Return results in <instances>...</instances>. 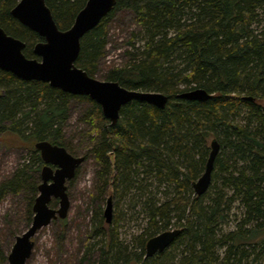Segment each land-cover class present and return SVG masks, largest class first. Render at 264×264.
Instances as JSON below:
<instances>
[{"label": "trees", "instance_id": "obj_1", "mask_svg": "<svg viewBox=\"0 0 264 264\" xmlns=\"http://www.w3.org/2000/svg\"><path fill=\"white\" fill-rule=\"evenodd\" d=\"M18 1L0 0V26L26 42L27 57L39 58L34 46L43 37L12 15ZM86 2L46 0L62 30L73 25ZM123 10L133 12L136 26L124 61L110 65L101 79L163 92L166 106L134 99L112 124L89 96L0 68V143L27 155L0 179V203L23 195L22 216L31 225L44 165L35 143L49 140L74 154L65 128L73 102H84L79 115L90 126L84 156L96 165L94 197L109 192L117 208L112 223L101 205L95 208L79 264L88 255L89 264H264V0H117L81 39L76 64L93 77L106 56L107 24ZM196 87L211 97L177 96ZM214 138L221 146L212 181L197 195L193 184L205 170ZM123 200L129 210L140 206L147 219L133 236L134 249L120 237L127 217L119 209ZM171 228L181 229L173 244L146 256L148 239ZM7 261L1 253L0 262Z\"/></svg>", "mask_w": 264, "mask_h": 264}, {"label": "water", "instance_id": "obj_2", "mask_svg": "<svg viewBox=\"0 0 264 264\" xmlns=\"http://www.w3.org/2000/svg\"><path fill=\"white\" fill-rule=\"evenodd\" d=\"M116 3L117 0H87L73 25L67 30H62L46 0H19L11 13L43 37V40L34 46V52L39 58L27 57L23 52L26 42L7 33L0 26V68L23 80H41L71 94L89 96L101 105L104 116L110 119L112 124L117 123L121 108L134 99L164 108L169 99L167 94L129 89L118 81L98 79L76 64L82 37L97 26ZM177 96L205 101L211 97V93L203 87H196L184 90ZM220 146L217 138L212 139L205 170L193 184L197 195L204 194L211 184L214 162ZM35 147L44 161L38 186L39 193L33 205L32 223L22 234L17 235L8 255L10 264H25L34 249V236L37 232L52 220L67 217L71 205L67 182L76 176L78 167L85 161L84 155H74L65 146L49 140H38ZM53 198L58 199V207L50 205ZM103 215L107 223H112V196L107 199ZM180 232V228H171L150 237L146 243V256L166 250Z\"/></svg>", "mask_w": 264, "mask_h": 264}, {"label": "rangeland", "instance_id": "obj_3", "mask_svg": "<svg viewBox=\"0 0 264 264\" xmlns=\"http://www.w3.org/2000/svg\"><path fill=\"white\" fill-rule=\"evenodd\" d=\"M133 12L123 10L116 12L107 24L109 42L106 47V56L100 62L98 78L101 79L105 70L114 63L124 61V51L130 31L135 28ZM87 104L73 102L71 118L65 128V134L71 143L75 155H85L87 151L86 134L90 130L88 123L80 119V109ZM27 158L25 152L14 148H7L0 143V179L10 174L19 164ZM96 165L92 159L85 161L78 167L76 176L67 182L71 205L66 218L52 220L42 227L34 236V249L25 264H79L80 258L87 252L86 239L88 238L95 208L99 205L104 208L110 193H106L102 199H97L93 188V175ZM23 195L13 196L0 203V254L7 256L12 250L17 235L22 234L27 226L25 224ZM53 202L56 198L52 199ZM114 198V210L116 207ZM119 209L125 210L126 219L119 229L120 237L134 249V235L141 233L147 225V219L140 206L135 211L129 210L125 200L119 203ZM59 206V202L55 207ZM98 206V207H97ZM95 252L93 257H96ZM93 260L91 255L84 259L83 264H89ZM0 264H10L0 262Z\"/></svg>", "mask_w": 264, "mask_h": 264}]
</instances>
